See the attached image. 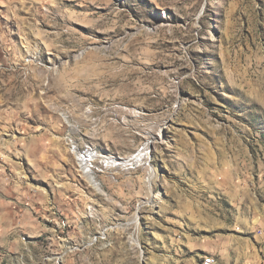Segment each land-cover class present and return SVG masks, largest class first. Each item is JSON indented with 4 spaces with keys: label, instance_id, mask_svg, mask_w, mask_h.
<instances>
[{
    "label": "rangeland",
    "instance_id": "rangeland-1",
    "mask_svg": "<svg viewBox=\"0 0 264 264\" xmlns=\"http://www.w3.org/2000/svg\"><path fill=\"white\" fill-rule=\"evenodd\" d=\"M204 255L264 264V0H0V264Z\"/></svg>",
    "mask_w": 264,
    "mask_h": 264
},
{
    "label": "bare ground",
    "instance_id": "bare-ground-1",
    "mask_svg": "<svg viewBox=\"0 0 264 264\" xmlns=\"http://www.w3.org/2000/svg\"><path fill=\"white\" fill-rule=\"evenodd\" d=\"M75 130H76L75 127L73 125H71V131H75ZM159 137H161V135H159ZM151 143L152 142L149 140L146 144V148H144L143 151H140L137 155L133 156L127 162L125 161L126 163L121 164V163H118L116 161H112L111 167L114 166V167H119V168H126V167H130V166H134V165H147L148 166L147 169L149 170L148 172L151 173V174L149 173L150 174L149 183L150 182L153 183V181L155 180L154 179V174H155L154 171L155 170L150 163V158H149L150 155L149 156L147 155V153H148L147 151H149L150 145H152ZM73 150L77 155L79 165L81 166V170H82L85 178L92 185V187H94L97 191H99L100 193L103 192L102 186L99 183V181L96 179L95 172L93 170V165L91 164L93 161V158H94V152L90 151V150H86L85 152L81 153L80 150L76 146L73 147ZM104 163L106 164L107 162L104 161ZM116 169H118V168H116ZM199 264H206V259L201 258V261ZM214 264H217L216 259L214 260Z\"/></svg>",
    "mask_w": 264,
    "mask_h": 264
},
{
    "label": "built area",
    "instance_id": "built-area-1",
    "mask_svg": "<svg viewBox=\"0 0 264 264\" xmlns=\"http://www.w3.org/2000/svg\"><path fill=\"white\" fill-rule=\"evenodd\" d=\"M201 258L206 259V264H214V260L216 259V257L213 255H204Z\"/></svg>",
    "mask_w": 264,
    "mask_h": 264
}]
</instances>
